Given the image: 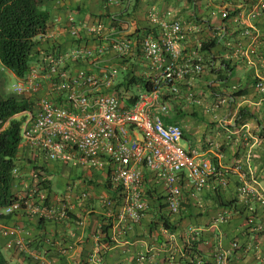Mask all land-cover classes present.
<instances>
[{"label":"crops","instance_id":"0c3cea01","mask_svg":"<svg viewBox=\"0 0 264 264\" xmlns=\"http://www.w3.org/2000/svg\"><path fill=\"white\" fill-rule=\"evenodd\" d=\"M43 6L51 14L49 30L35 40L31 70L53 54L62 56L66 68L98 80L115 71L112 90L103 91L117 92L127 105L151 76L142 40L180 21L182 62L201 60L204 72L180 82L177 96L166 93V110L157 111L166 124L183 127L185 150L210 160L215 174L201 192L184 178L179 212L173 213L164 181L145 171L141 193L147 207L135 222L124 213L130 193L116 190L107 164L89 169L39 154L34 161L21 144L17 194L26 192L40 166L50 197L44 207L31 199L12 216L0 212V247L8 264H137L140 255L144 264H215L220 250L230 264H264V92L257 87L264 84V0H43ZM70 19L81 30L79 41L69 32ZM117 40L131 45L123 58ZM77 48L94 56L75 59ZM226 63L231 72L220 80L211 68H222L226 76ZM44 73L40 91L25 95L35 103L58 96ZM133 77L137 84L126 86ZM189 90L195 99L187 98ZM244 187L253 192L244 193ZM108 199L113 207L105 206Z\"/></svg>","mask_w":264,"mask_h":264},{"label":"built area","instance_id":"2783aa9c","mask_svg":"<svg viewBox=\"0 0 264 264\" xmlns=\"http://www.w3.org/2000/svg\"><path fill=\"white\" fill-rule=\"evenodd\" d=\"M163 26L162 35L147 36L140 44L144 62L151 71V76L145 81L150 90L144 86V91L131 104L124 103L117 92L103 91L112 90L115 71L110 78L98 80L85 70L73 72L66 68L61 55L45 56L36 69L12 85L14 94L36 93L42 88L39 80L42 71L49 79L53 93L58 95L42 97L33 113L18 115L24 117L22 144L30 149L32 159L35 161L39 154L48 161L89 169L107 164L111 183L120 187L121 192L130 193L124 213L135 222L141 219L147 207L141 193L145 171L164 181L168 189L167 204L173 213L179 212L184 178L195 191L201 192L207 187L210 176L215 174L210 160L185 150L182 145L183 127L166 124L158 112L166 110L163 105L166 93L177 96L181 92L180 82L199 77L204 72L201 60L182 62L180 41L183 39V24L176 20ZM68 27L72 38L79 41L81 30L73 19H70ZM98 31L92 29V32ZM243 33L251 34L249 28H244ZM114 46L121 58L131 50L126 40H117ZM92 56L93 50L81 48L73 53L75 59ZM257 87L264 92V84L259 83ZM59 93L65 96L62 103L58 102ZM195 97L192 90L187 92L188 99ZM13 174L19 178L20 170L14 169ZM45 174L40 166H36L26 192L0 212L12 215L23 207H29L31 199L39 207L46 206L48 189H42L47 182ZM243 192L253 190L244 187ZM104 204L113 207L115 201L108 199ZM16 245L23 248L20 241ZM145 262L146 257L140 255L137 264ZM194 264L207 263L199 260ZM215 264H230L227 253L220 250L215 255Z\"/></svg>","mask_w":264,"mask_h":264},{"label":"trees","instance_id":"16d2710c","mask_svg":"<svg viewBox=\"0 0 264 264\" xmlns=\"http://www.w3.org/2000/svg\"><path fill=\"white\" fill-rule=\"evenodd\" d=\"M50 19V11L43 6V0H0V67L4 71L12 73L17 79L26 77L33 63L35 40L47 34ZM214 45L212 42L209 47ZM223 67L226 76L222 74V68H211L212 74L220 80H226L231 72L228 63ZM137 82L133 77L126 86ZM141 85L150 90L146 82ZM35 107L36 103L30 97L13 92L6 94L0 87V209L9 207L18 199L16 182L19 178H15L13 171L19 169L23 120L17 116L33 113ZM43 188L49 187L44 184ZM116 190L121 192L120 187ZM49 197L48 191L46 205ZM0 264H8L1 247Z\"/></svg>","mask_w":264,"mask_h":264},{"label":"rangeland","instance_id":"374dc122","mask_svg":"<svg viewBox=\"0 0 264 264\" xmlns=\"http://www.w3.org/2000/svg\"><path fill=\"white\" fill-rule=\"evenodd\" d=\"M16 82L17 80L12 77L10 72L4 71L0 67V87L6 94H12V85H14ZM136 92L137 91H135V93ZM17 118L23 120L24 117L18 116Z\"/></svg>","mask_w":264,"mask_h":264}]
</instances>
